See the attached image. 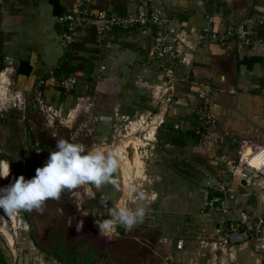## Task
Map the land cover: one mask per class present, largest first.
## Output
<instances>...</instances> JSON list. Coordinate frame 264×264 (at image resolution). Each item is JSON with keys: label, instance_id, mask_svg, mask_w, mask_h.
Instances as JSON below:
<instances>
[{"label": "crops", "instance_id": "crops-1", "mask_svg": "<svg viewBox=\"0 0 264 264\" xmlns=\"http://www.w3.org/2000/svg\"><path fill=\"white\" fill-rule=\"evenodd\" d=\"M24 1L25 3L29 2V4L22 8V15L11 22L9 26L3 28L5 34L8 35L6 41L3 40L0 33V53L2 60L5 58L9 65L15 67L14 73L20 87L30 92L35 91L36 81L55 67L44 71L48 66L43 62L44 53H41L40 50L23 52L24 48L21 47V44L24 38L21 33L25 28L24 24L29 23L27 20H31L28 16L45 8L51 14V20L49 22L47 20L44 26L47 35L50 36L59 26L57 22L56 24L52 22V19L56 17L54 14L55 4L59 0ZM90 1L93 5L101 7L94 0ZM115 1L118 0H111L108 8L112 9ZM120 1L125 5V11L133 10L136 4L141 1L163 6L166 13L170 15L166 24L165 39L162 40V44L165 46L171 44L174 47L176 45V32L186 34V39H189L188 45L192 46L194 39L191 33L198 34L208 24L206 15L213 16L212 25L220 31L231 28L241 21H249V25L254 31L253 40L249 47L242 52H237L233 41L223 45H200L193 51L189 65L182 62L181 55L176 52L169 51L163 56L157 54L154 29L152 31L142 28L115 29L102 38L95 35L94 41H90L92 30L86 29L79 33V38L75 44L78 43L87 49L86 45L93 47L100 45L102 40H108L106 54L105 57L99 56L98 50L93 48L91 49L95 51L77 50L80 51L79 54L89 56L93 66L90 71L78 70L77 72L82 73L81 76L93 78L97 76L95 74L101 72L99 65H102V62L105 65V70L109 64V72L96 79L89 96L91 97L89 104L90 107L92 106L90 111L95 114L94 129L96 131L100 129L98 123L107 128L108 124L113 122L115 115H128L133 112L138 113L140 110L141 112H150V109L155 108L157 104L153 107L149 106L151 102H148V99L156 97L159 89L165 92L171 90V93H166L169 96L167 98H163L162 93L164 92H161L162 99H159L166 103L159 107V114L156 115L159 118L158 126L156 127H160L164 121H167L168 127L173 126L183 132L184 145L163 143L161 147H171V150L182 148L183 152H190V156L197 162L200 161L199 163L204 165L205 167H203L210 174L212 170L206 168L205 163L201 160L205 157L214 163V168H216L221 181L211 178L206 182V176L203 178V182L197 180L203 183L207 189L205 192L214 193L227 180L237 181L238 188L228 186L234 194L230 201L236 205V208L232 210L233 216L237 214L238 218L241 211H247L253 215L264 212V177L255 178L245 186L241 185L238 175L232 174L226 165L219 160L221 156L227 159L234 158L230 153L237 149L242 138H256L264 144V22H259V19H264V0ZM45 14L43 11V15ZM92 32L94 33V31ZM140 39L142 41L135 45V40L140 41ZM2 48L6 54L3 53ZM166 49L167 47H165ZM70 50L75 49H72L71 46ZM189 50L188 47H184V51ZM69 51L64 50L63 57L65 52ZM21 61L26 62L25 68L30 67L27 74L24 71H18ZM169 69L171 70L170 73H168ZM185 77H188L193 83L187 82ZM49 84L56 85L48 81L41 89L43 96L46 95L45 88ZM200 84L206 85L210 89L207 105L216 119L217 134L228 133L224 143L213 141L202 144L200 137L192 138L186 132L193 130L197 125V111L205 103L204 100L197 97ZM171 96L177 98L172 99ZM81 97L82 95L79 96V98ZM152 101L155 102L156 100L153 99ZM168 108L169 114H166ZM165 114L168 117L166 120L164 119ZM165 153L168 152L163 149L160 153H156V157L162 156L166 160ZM162 157L161 159H163ZM211 175L212 177L215 176L214 174ZM249 189H252V194L247 192ZM251 195H253L252 198ZM254 198L256 201L252 205L248 200ZM99 211H101L99 214L102 213L101 208ZM200 212L203 213L202 216L190 222L189 227L186 228L188 238L184 235L176 237L163 235L161 237L160 241L165 243L167 253L161 256L159 264H205L214 255L218 261L228 259L226 254L219 249L212 250L208 244L214 235L215 223H217L218 218L215 214L212 216L213 214L204 213L201 208ZM177 238L184 240L182 250L175 247L174 240ZM201 241L204 242L201 243ZM206 243L207 245L204 246ZM25 244L22 242V246L9 252L7 256L4 255L7 252L0 250V264H44L45 262L52 264L50 256L47 257L42 254L37 257L33 247H31L33 249H28L29 247L26 246L24 249ZM235 254L241 264H264V253L256 252L252 241L237 244Z\"/></svg>", "mask_w": 264, "mask_h": 264}, {"label": "rangeland", "instance_id": "rangeland-1", "mask_svg": "<svg viewBox=\"0 0 264 264\" xmlns=\"http://www.w3.org/2000/svg\"><path fill=\"white\" fill-rule=\"evenodd\" d=\"M110 1L94 0L98 6L106 8L110 7ZM28 4L29 2L25 3L24 0H0V33L4 41L8 35L3 28L18 19L22 15V8ZM44 9L28 16L31 20L24 24L25 28L21 33L24 41L21 47L24 48L23 52L31 50L43 52L45 55L43 62L48 66L44 71H48L59 64L65 48L60 39V26H57L50 36L47 35L44 26L47 20L48 22L51 20V14L48 9ZM52 22L56 24V17ZM79 35L77 32L76 40ZM107 41L102 40L100 45L93 47L86 45V48L98 50L99 56L105 57ZM141 41L142 39L135 40L134 43L136 45ZM74 46L72 45V48ZM3 53L6 54L4 50ZM72 53L79 54L80 51L73 50ZM7 61L5 58L2 60L3 68L0 70V160L9 161L11 172L8 178L0 179V187L8 186L20 175L25 179L34 177L36 168L43 167L50 153L56 150L41 146L40 140L53 138H56V142L63 138L71 142L84 143L90 149L99 147L117 151L121 157L119 169L121 187L116 191L111 185H106L97 190L94 186L88 185L71 193L62 194L59 201L48 200L43 214L22 211L13 216H6L0 209V250L7 252L4 254L7 256L25 242L24 249L26 246L28 249L33 247L37 257L42 254L50 256L52 264H61L60 257L58 258L52 248L74 246L79 235H82L92 243L96 252H102L103 247L109 246L110 256L106 254L105 257L114 259L117 264H159L161 256L167 253L165 243L160 241L161 237L184 235L188 238L186 228L190 222L202 216L200 208L207 190L202 182L174 171L162 156L156 157V153L163 149L167 152L172 151L171 147H161L166 140L165 133L169 129L167 126L169 123L164 121L160 127H156L159 107L166 103L159 99L161 92H164L163 98H167L169 96L166 93L172 91L165 92L159 89L156 97H153L156 103L152 98L148 99V102H151L149 106L157 104L150 112L140 110L138 113L115 115L107 128L98 123L100 129L97 132L94 129L95 114L90 111L92 106L89 104L91 102L89 96L96 79L109 72V64L105 71L95 74L96 77L80 76L72 86L64 88L49 84L45 88L46 95L43 96L34 90L28 92L22 89L14 73L15 67L9 65ZM46 76L47 74L43 77ZM17 90L23 92L20 100ZM94 103L96 104L95 100ZM166 114H169V108ZM166 114L165 120L168 118ZM177 149L180 152L184 151L182 148ZM227 149L229 150L228 146ZM230 155L235 157L236 150L231 151ZM201 161L205 163L206 168L212 170L211 174L215 175L212 177L210 174L211 178L220 180L214 163L205 157ZM224 186L238 188V183L227 180ZM131 188L146 193L147 199L139 200ZM247 192L252 194V189ZM101 196L108 200L109 207L135 208L137 205L145 207L146 217L143 223L132 230L120 226L111 235L101 237L96 221L107 218V213L104 214L107 209L99 203ZM255 201L256 198L248 200L252 205ZM95 205L102 207V213H98L97 216L91 215L95 213ZM214 214L218 218V214L213 213L212 216ZM81 220L84 226L78 232L76 225ZM69 233L71 234L68 235Z\"/></svg>", "mask_w": 264, "mask_h": 264}, {"label": "built area", "instance_id": "built-area-1", "mask_svg": "<svg viewBox=\"0 0 264 264\" xmlns=\"http://www.w3.org/2000/svg\"><path fill=\"white\" fill-rule=\"evenodd\" d=\"M170 15L166 13L161 5H155L148 1H141L136 4L135 8L125 13H119L111 8L97 7L90 0H74L72 10H66L56 16V21L61 27L60 39L66 51L77 41L75 35L86 29L94 31L99 38L104 37L109 32L118 30H130L133 28H142L147 31L155 30V49L159 56H163L169 51L176 52L181 55V60L189 65L193 51L200 45L218 44L223 45L233 41L237 52H242L252 43L253 29L249 25V21H241L231 28L220 31L213 27V16L206 15L208 24L205 25L198 34L191 33L194 42L193 45H188L189 39H186V34L175 33L176 45H163L162 40L165 39L167 31V21ZM259 22H264V19H259ZM174 32L172 30H168ZM165 47L167 49L165 50ZM184 47H188L189 51H184ZM105 69L104 65H100L99 70L102 72ZM171 70H168L170 73ZM82 75L80 72L69 74L66 78L58 80L54 74V69L47 73L46 77H40L36 81L35 92L41 95V89L48 81L60 87H68L74 85L78 78ZM187 82L193 83L188 77H185ZM19 100L23 96V92L17 90ZM210 89L208 86L200 84L197 90V97L204 100V105L197 111V125L194 131L200 137L202 144L218 141L224 143L227 132L217 134V122L214 115L211 113L207 101L209 100ZM227 169L238 177L247 179V183L252 182L255 178L264 177V144L256 138L240 139L236 156L234 158L219 157ZM232 189L222 184L214 193L205 192L201 210L206 214H218L217 223H215L214 235L210 248L212 250L219 249L227 255V260L218 261L212 256L210 261L205 264H241L237 260L235 251L237 244H245L252 241L253 248L256 252L264 253V212L253 215L247 211L239 212L235 216L232 215V210L236 205L231 203ZM237 212V211H236ZM17 236V233L14 231ZM175 247L182 250L184 240L177 238ZM204 241H201L203 243ZM207 243L204 245L206 246ZM42 263V262H41ZM43 264V263H42ZM191 264V263H188Z\"/></svg>", "mask_w": 264, "mask_h": 264}, {"label": "clouds", "instance_id": "clouds-1", "mask_svg": "<svg viewBox=\"0 0 264 264\" xmlns=\"http://www.w3.org/2000/svg\"><path fill=\"white\" fill-rule=\"evenodd\" d=\"M121 157L117 151L105 148L90 149L80 142L58 139L56 150L52 151L43 167L36 168V175L25 179L23 175L14 182L0 187V209L6 216L19 212L35 211L43 214L48 200L59 201L62 194L94 186L97 190L111 185L120 190L119 169ZM11 172L8 160H0V179L8 178ZM139 200L147 199L146 193L135 188ZM99 203L107 209V218L96 221L101 237L111 235L117 227L132 230L143 223L146 209L137 205L108 206V200L101 196ZM83 220L76 225L77 231L83 228Z\"/></svg>", "mask_w": 264, "mask_h": 264}, {"label": "trees", "instance_id": "trees-1", "mask_svg": "<svg viewBox=\"0 0 264 264\" xmlns=\"http://www.w3.org/2000/svg\"><path fill=\"white\" fill-rule=\"evenodd\" d=\"M125 5L123 2L120 0L115 1L113 5V10L119 12V13H125ZM66 11L65 7L59 3V1L56 2L55 4V10L54 14L57 16L61 13ZM93 31V30H92ZM91 31L92 38L90 41L95 40V34ZM75 45L72 49L75 50H82V51H95V50H87L83 46H77L78 44H73ZM73 51L65 52L64 57L60 60L59 64L54 68V74L56 75L58 80H62L66 78L69 74H72L78 70L82 71H90L92 66V62L90 63V58L89 56H84L83 54H76L72 53ZM98 52V51H97ZM2 62V54L0 53V70L3 68ZM26 62L21 61L19 64V70L18 71H24L26 74L29 72L30 67L25 68ZM44 87V86H43ZM167 132L165 133V142L164 143H171L177 146H183L184 145V135L183 132L179 129H175L173 126L168 127ZM190 137L196 138L199 137L195 133L194 130H188L186 131ZM176 133V135H172Z\"/></svg>", "mask_w": 264, "mask_h": 264}, {"label": "flooded vegetation", "instance_id": "flooded-vegetation-1", "mask_svg": "<svg viewBox=\"0 0 264 264\" xmlns=\"http://www.w3.org/2000/svg\"><path fill=\"white\" fill-rule=\"evenodd\" d=\"M47 140L41 139L40 140L41 146H44L45 148H47V147L56 148V146H55L57 144L56 138L47 139ZM194 161L197 162L196 160H194ZM168 163L172 166L174 171H177L175 169L176 165L174 163H170V162H168ZM197 163H199V162H197ZM199 164H201V163H199ZM180 167H183V166H180ZM198 176H202L203 178L205 177V175H203V174H198ZM94 208H95L94 212L96 214L93 213L91 215L97 216L98 213L101 212V211H99V208H102V207L95 205ZM105 213H107L106 210L104 211V214ZM70 234L71 233H69L68 235H70ZM85 241H87V242H85ZM102 249H103L102 252H96L95 251L96 248L92 245V243L90 241H88L85 236H82V235H79V238H77V241L74 242V246H69L68 248H66V247L62 248V247L57 246L55 248H52V250L57 253L58 258L60 257L59 263H61V264H95L96 262H98L101 259L100 254H107V256H110L109 255V253H110L109 246H105Z\"/></svg>", "mask_w": 264, "mask_h": 264}, {"label": "water", "instance_id": "water-1", "mask_svg": "<svg viewBox=\"0 0 264 264\" xmlns=\"http://www.w3.org/2000/svg\"><path fill=\"white\" fill-rule=\"evenodd\" d=\"M60 4L65 7L66 10H72L73 1L70 0H59ZM165 159L176 165V170L179 173L185 174L193 179L200 180L203 182V177L198 176V174H203L207 177L208 182L211 179L210 173L205 170L203 165L194 161V159L190 156V152H183L181 153L178 149H173L172 151L164 154ZM183 166V167H180ZM241 185L247 184V179L241 178L240 179ZM175 243V241H174ZM106 254H100V260L95 264H117V262L112 258H106ZM106 258V259H105Z\"/></svg>", "mask_w": 264, "mask_h": 264}]
</instances>
